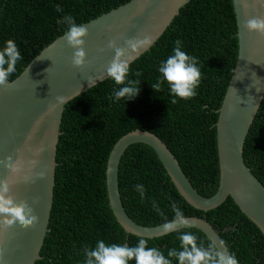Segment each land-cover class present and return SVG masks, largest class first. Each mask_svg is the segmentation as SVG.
Here are the masks:
<instances>
[{
    "label": "trees",
    "instance_id": "1",
    "mask_svg": "<svg viewBox=\"0 0 264 264\" xmlns=\"http://www.w3.org/2000/svg\"><path fill=\"white\" fill-rule=\"evenodd\" d=\"M129 0H0V47L12 39L22 59L8 80L16 78L47 45L65 34L64 16L86 23ZM59 6L62 11L57 12ZM198 59L201 80L190 100L169 95L167 84L152 90L158 65L172 52L175 40ZM236 25L231 0H189L159 39L130 64L129 78L139 81L132 100L114 101L120 87L106 79L65 105L56 148L53 201L40 259L34 264H83V248L97 239L106 244L134 246L139 237L126 234L108 206L105 166L113 144L124 134L147 131L169 149L196 192L211 197L219 170L215 123L236 61ZM138 75H135L137 74ZM243 161L264 187V96L243 145ZM118 192L126 215L143 227H154L173 216L175 203L185 217L202 218L218 233L240 264H264V238L231 198L217 208L193 209L178 195L154 151L144 144L128 146L119 161ZM143 184L144 200L134 190ZM155 200L160 212L152 208ZM192 232L197 245L211 243L197 229H181L146 239L165 256L179 249V234ZM134 264V262H132ZM172 264H176L174 258Z\"/></svg>",
    "mask_w": 264,
    "mask_h": 264
},
{
    "label": "water",
    "instance_id": "2",
    "mask_svg": "<svg viewBox=\"0 0 264 264\" xmlns=\"http://www.w3.org/2000/svg\"><path fill=\"white\" fill-rule=\"evenodd\" d=\"M189 0H129L81 25L87 29L83 50L84 66L72 65L74 50L65 34L44 47L13 80L0 86V180H8L16 202L33 209L37 222L29 229L18 226L0 230L3 264H34L48 232L53 201L56 148L65 105L108 79L106 68L114 57L109 41L126 49V41L152 38L155 43ZM236 25V61L215 123L219 179L216 192L200 196L191 186L177 160L154 134L133 130L112 146L105 166L108 206L116 223L126 234L139 238H158L194 228L202 232L223 255L229 252L218 233L206 220L185 217L186 224L169 233L163 224L143 227L133 222L121 206L118 192V164L124 150L144 144L156 154L178 195L195 210L207 212L219 207L227 197L259 230L264 238V187L243 161V145L264 96V36L249 33V19H264V0H231ZM149 47L127 52L130 64ZM65 102L59 104L57 98ZM42 149L39 155H35ZM37 163L32 165L31 160ZM21 170L13 174L9 162Z\"/></svg>",
    "mask_w": 264,
    "mask_h": 264
},
{
    "label": "clouds",
    "instance_id": "3",
    "mask_svg": "<svg viewBox=\"0 0 264 264\" xmlns=\"http://www.w3.org/2000/svg\"><path fill=\"white\" fill-rule=\"evenodd\" d=\"M57 12L62 9L57 6ZM62 23L65 27V37L67 45L74 50L72 65L76 68L84 66L86 54L83 50L84 38L87 37V29L75 22L70 16H64ZM244 28L249 33H256L264 36V19H249ZM152 38H135L126 41V49L115 46L114 41H109L108 47L114 49V57L106 68V77L111 79L120 87L114 89L113 100L117 101L124 98L126 101L132 100L140 92L139 81L129 78L131 56L127 52H137L139 49L150 47ZM22 59L17 44L8 39L0 47V86H4L9 81V76L15 72L17 62ZM159 76L156 83L151 85L152 90H159L162 83L167 84L168 92L175 104L177 98L190 100L197 95L200 85L201 72L198 59L188 54L183 49L180 39L175 40L172 52L158 65ZM135 75H138L135 74ZM59 104L65 102L63 97L57 98ZM42 149H38L35 155H39ZM35 165L37 161L31 160ZM10 173H19V164H8ZM134 190L139 194L141 201L144 200L145 189L143 184H135ZM10 183L8 180H0V230H9L19 227L21 230L31 228L36 222L37 217L33 214V209L26 205L16 202L11 195ZM152 208L157 213L160 212L155 200L152 201ZM173 216L170 220L163 222L165 233L174 231L178 225L186 224L184 213L175 204H171ZM179 249H169L167 255L157 247L147 246L145 238H139L134 246L127 243L106 244L103 240L97 239L94 246L83 248V264H172L174 258L176 264H240L234 253L228 255L221 254L212 243L205 248L197 245V236L192 232L179 234ZM223 244V242H221ZM4 255L0 252V264H3Z\"/></svg>",
    "mask_w": 264,
    "mask_h": 264
}]
</instances>
